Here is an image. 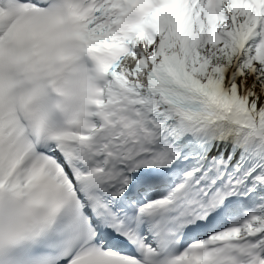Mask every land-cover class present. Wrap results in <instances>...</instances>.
I'll return each mask as SVG.
<instances>
[{"label":"snow or ice","instance_id":"snow-or-ice-1","mask_svg":"<svg viewBox=\"0 0 264 264\" xmlns=\"http://www.w3.org/2000/svg\"><path fill=\"white\" fill-rule=\"evenodd\" d=\"M0 264H264V0H0Z\"/></svg>","mask_w":264,"mask_h":264}]
</instances>
